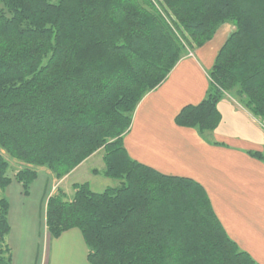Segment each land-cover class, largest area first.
<instances>
[{
  "label": "trees",
  "instance_id": "16d2710c",
  "mask_svg": "<svg viewBox=\"0 0 264 264\" xmlns=\"http://www.w3.org/2000/svg\"><path fill=\"white\" fill-rule=\"evenodd\" d=\"M225 23L234 28L205 97L174 120L201 134L219 125L226 95L264 121V0H0V149L25 164L13 178L27 193L37 167L60 179L102 151L94 174L117 182L101 192L74 183L71 199L57 189L50 238L77 228L89 264H258L202 186L137 162L123 144L140 100ZM8 169L0 154V189ZM7 214L0 195V264L11 261Z\"/></svg>",
  "mask_w": 264,
  "mask_h": 264
},
{
  "label": "crops",
  "instance_id": "0c3cea01",
  "mask_svg": "<svg viewBox=\"0 0 264 264\" xmlns=\"http://www.w3.org/2000/svg\"><path fill=\"white\" fill-rule=\"evenodd\" d=\"M227 34L226 26H222L140 100L123 144L137 162L202 186L227 235L258 264H264V161L249 154L264 155V121L230 95L217 104L221 121L213 132L201 134L174 121L184 106L196 105L205 97L208 72ZM4 153L0 149V154ZM94 155L67 176L79 171ZM11 160L15 167L6 173L10 182L0 189L8 201L5 242L11 252L10 264H89L87 247L77 228L57 238L49 236L45 222L46 201L51 195L49 174L39 167L24 193L13 178L23 163Z\"/></svg>",
  "mask_w": 264,
  "mask_h": 264
},
{
  "label": "rangeland",
  "instance_id": "374dc122",
  "mask_svg": "<svg viewBox=\"0 0 264 264\" xmlns=\"http://www.w3.org/2000/svg\"><path fill=\"white\" fill-rule=\"evenodd\" d=\"M222 26H226V28L228 30V34L234 28L231 23H225V24H222L218 29H220ZM188 49H190V51H192L194 53V49H191L189 47H188ZM229 97L231 99H234L236 102H239L235 95H232ZM2 156L6 160H8L9 169L10 168L13 169L15 167L14 166L15 164L13 163L14 161L11 160V158H9V156L5 153ZM23 166H25V164H21L20 168ZM38 168L39 167L36 168V171L38 170ZM41 168H43L42 170H44V172L49 174V175H47V177L49 179L51 195L54 194L57 189H61L65 193L67 199H71L74 195V189L72 187V185L74 183L81 184V183L87 182L89 188L93 192H101L104 188L109 187V186H114L117 183L113 179H106L105 177H103L100 174H94V170H97L99 172V171H102L104 168L103 161H102V151L96 152L95 155L93 157H91V159H89V161H87L85 163V165L80 167L81 169L79 168L80 170L78 169L79 171L76 170L75 172L71 173L70 175H68V176L65 175L60 179L55 178V176L51 172L49 173L48 169L45 166H41ZM18 169H16V170H18ZM94 175H97V176H94Z\"/></svg>",
  "mask_w": 264,
  "mask_h": 264
},
{
  "label": "built area",
  "instance_id": "2783aa9c",
  "mask_svg": "<svg viewBox=\"0 0 264 264\" xmlns=\"http://www.w3.org/2000/svg\"><path fill=\"white\" fill-rule=\"evenodd\" d=\"M188 56H192L193 55V52L188 50V53H187Z\"/></svg>",
  "mask_w": 264,
  "mask_h": 264
}]
</instances>
